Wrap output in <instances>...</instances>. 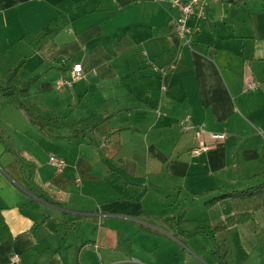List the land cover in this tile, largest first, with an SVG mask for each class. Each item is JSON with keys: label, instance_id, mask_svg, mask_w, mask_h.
Instances as JSON below:
<instances>
[{"label": "crops", "instance_id": "obj_1", "mask_svg": "<svg viewBox=\"0 0 264 264\" xmlns=\"http://www.w3.org/2000/svg\"><path fill=\"white\" fill-rule=\"evenodd\" d=\"M179 14L173 0H0V78L22 63L21 82L40 77L30 100L58 117L49 135L0 101L23 160L0 141V264H219L214 242L229 264H264V210L218 233L164 222L217 225L233 202L208 201L264 182V0H203L190 43ZM75 64L85 78L57 89Z\"/></svg>", "mask_w": 264, "mask_h": 264}, {"label": "trees", "instance_id": "obj_2", "mask_svg": "<svg viewBox=\"0 0 264 264\" xmlns=\"http://www.w3.org/2000/svg\"><path fill=\"white\" fill-rule=\"evenodd\" d=\"M23 64L14 67L6 77L0 78V101L5 105L16 106L23 111L27 118L37 124L45 133L50 135L49 129L58 119L56 116H44L42 109L30 100L32 87L39 81L40 77L35 76L25 82H21L18 75ZM107 118L104 115L92 116L77 122L75 132H85L94 130L103 124ZM0 141L5 145L7 151L13 152L17 159L23 163L22 157L15 152L5 137L0 133ZM229 198L233 202L234 213L226 220L213 225L209 220H189L185 218L165 219L175 233L188 236L193 233H213L225 232L232 226L245 223L253 219L255 212L264 210V182L256 186L241 191H232L215 197L206 203L207 207H212L220 200ZM11 231L0 212V241L11 238ZM213 252L219 264H229L230 250L226 242L215 243Z\"/></svg>", "mask_w": 264, "mask_h": 264}, {"label": "built area", "instance_id": "obj_3", "mask_svg": "<svg viewBox=\"0 0 264 264\" xmlns=\"http://www.w3.org/2000/svg\"><path fill=\"white\" fill-rule=\"evenodd\" d=\"M203 0H173V5L179 9V17L175 21L176 29L181 39L187 43H190L189 35L192 33V29L189 25L191 17L196 13L197 5L202 3ZM202 16L206 17V12L202 13ZM157 69V67H156ZM86 76L80 64H75L70 69V74L66 77L58 80L56 88L61 90L64 88H71L77 81L84 79ZM256 83L251 81L249 87H256ZM190 121V118H187ZM187 128H193L192 125H188ZM199 135H201L199 133ZM50 163L54 165L60 172H62L67 163L65 158L59 156H51Z\"/></svg>", "mask_w": 264, "mask_h": 264}, {"label": "rangeland", "instance_id": "obj_4", "mask_svg": "<svg viewBox=\"0 0 264 264\" xmlns=\"http://www.w3.org/2000/svg\"><path fill=\"white\" fill-rule=\"evenodd\" d=\"M220 244H223V242H222V243H220Z\"/></svg>", "mask_w": 264, "mask_h": 264}]
</instances>
